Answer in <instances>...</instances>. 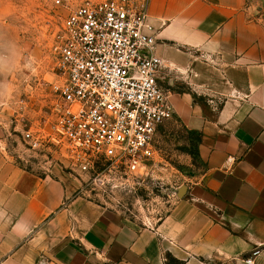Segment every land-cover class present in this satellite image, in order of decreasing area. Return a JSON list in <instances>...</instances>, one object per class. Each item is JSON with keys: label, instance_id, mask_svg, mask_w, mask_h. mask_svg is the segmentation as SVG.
Listing matches in <instances>:
<instances>
[{"label": "crops", "instance_id": "1", "mask_svg": "<svg viewBox=\"0 0 264 264\" xmlns=\"http://www.w3.org/2000/svg\"><path fill=\"white\" fill-rule=\"evenodd\" d=\"M147 11L196 174L141 224L0 149V264H264V0H149Z\"/></svg>", "mask_w": 264, "mask_h": 264}, {"label": "rangeland", "instance_id": "2", "mask_svg": "<svg viewBox=\"0 0 264 264\" xmlns=\"http://www.w3.org/2000/svg\"><path fill=\"white\" fill-rule=\"evenodd\" d=\"M67 12L53 0H0V149L38 172L77 180L84 195L126 219L153 223L196 174L195 136L173 116L144 164L101 157L88 169L76 166L53 126L55 42Z\"/></svg>", "mask_w": 264, "mask_h": 264}, {"label": "built area", "instance_id": "3", "mask_svg": "<svg viewBox=\"0 0 264 264\" xmlns=\"http://www.w3.org/2000/svg\"><path fill=\"white\" fill-rule=\"evenodd\" d=\"M148 1L53 0L68 10L55 42L53 126L81 169L101 157L131 168L144 164L159 126L173 116L157 78L162 60L149 31Z\"/></svg>", "mask_w": 264, "mask_h": 264}, {"label": "trees", "instance_id": "4", "mask_svg": "<svg viewBox=\"0 0 264 264\" xmlns=\"http://www.w3.org/2000/svg\"><path fill=\"white\" fill-rule=\"evenodd\" d=\"M195 142H196V140H195ZM195 155H196V147H195Z\"/></svg>", "mask_w": 264, "mask_h": 264}]
</instances>
